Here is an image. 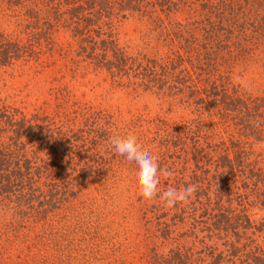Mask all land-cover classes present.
I'll list each match as a JSON object with an SVG mask.
<instances>
[{
    "label": "trees",
    "instance_id": "1",
    "mask_svg": "<svg viewBox=\"0 0 264 264\" xmlns=\"http://www.w3.org/2000/svg\"><path fill=\"white\" fill-rule=\"evenodd\" d=\"M0 264H264V0H0Z\"/></svg>",
    "mask_w": 264,
    "mask_h": 264
},
{
    "label": "clouds",
    "instance_id": "2",
    "mask_svg": "<svg viewBox=\"0 0 264 264\" xmlns=\"http://www.w3.org/2000/svg\"><path fill=\"white\" fill-rule=\"evenodd\" d=\"M109 140L114 154L134 165L132 169L133 186L143 200L152 201L159 198L164 206L173 207L178 202L189 200L196 191L195 185L186 186L183 189L168 188L161 191L159 185L162 170L158 160L154 155L141 150L136 136L113 135Z\"/></svg>",
    "mask_w": 264,
    "mask_h": 264
},
{
    "label": "rangeland",
    "instance_id": "3",
    "mask_svg": "<svg viewBox=\"0 0 264 264\" xmlns=\"http://www.w3.org/2000/svg\"><path fill=\"white\" fill-rule=\"evenodd\" d=\"M140 28L135 23H130L125 26H123L119 30V36L121 38L122 42H125L127 40H132L133 38H136L140 35ZM101 87H103L101 83ZM89 97H95L96 94H99L102 92V89L98 86L95 88L94 91H87ZM119 95H116V97L111 100V103H113L114 106H119L122 109L127 111V115L131 114H139V113H145V114H155L159 111V107L156 105V103L151 99H141L138 102H129L126 100H122L118 97ZM178 113H173L174 116H176ZM181 114H178L180 116Z\"/></svg>",
    "mask_w": 264,
    "mask_h": 264
}]
</instances>
